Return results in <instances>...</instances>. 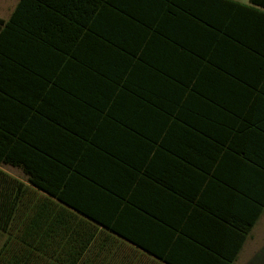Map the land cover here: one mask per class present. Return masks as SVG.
Here are the masks:
<instances>
[{
	"label": "trees",
	"instance_id": "16d2710c",
	"mask_svg": "<svg viewBox=\"0 0 264 264\" xmlns=\"http://www.w3.org/2000/svg\"><path fill=\"white\" fill-rule=\"evenodd\" d=\"M262 130L259 14L19 0L0 17V165L28 183L0 168V264H233L264 210Z\"/></svg>",
	"mask_w": 264,
	"mask_h": 264
},
{
	"label": "crops",
	"instance_id": "0c3cea01",
	"mask_svg": "<svg viewBox=\"0 0 264 264\" xmlns=\"http://www.w3.org/2000/svg\"><path fill=\"white\" fill-rule=\"evenodd\" d=\"M19 0H0V14L8 18ZM260 229V234L258 230ZM260 237V242L258 238ZM233 264H264V210L253 225Z\"/></svg>",
	"mask_w": 264,
	"mask_h": 264
},
{
	"label": "snow or ice",
	"instance_id": "6c2138e0",
	"mask_svg": "<svg viewBox=\"0 0 264 264\" xmlns=\"http://www.w3.org/2000/svg\"><path fill=\"white\" fill-rule=\"evenodd\" d=\"M227 2L239 10L240 12H252L257 13L261 17H264V0H253V2H258L260 4L259 8L252 7L248 0H227ZM264 131V130H262ZM254 148H258L260 151L264 152V135H262L260 141L252 142Z\"/></svg>",
	"mask_w": 264,
	"mask_h": 264
},
{
	"label": "rangeland",
	"instance_id": "374dc122",
	"mask_svg": "<svg viewBox=\"0 0 264 264\" xmlns=\"http://www.w3.org/2000/svg\"><path fill=\"white\" fill-rule=\"evenodd\" d=\"M13 1H14V0H13ZM248 1H249V0H248ZM0 15H1V14H0ZM1 16H3V17H7L6 15H1ZM0 168L3 169L4 171L10 173L11 175H13V176H15V177H18L19 179H21V180L25 181L26 183H28V180H27L26 175L24 174V172H23L20 168H18V167H13V166H11V165H7V164H1V165H0ZM258 234L261 235V234H260V229L258 230ZM260 237H261V236H259V238H258V241H259V242L261 241V240H260ZM4 239H5V235H4V233H3L2 231H0V247H1V245L3 244Z\"/></svg>",
	"mask_w": 264,
	"mask_h": 264
}]
</instances>
